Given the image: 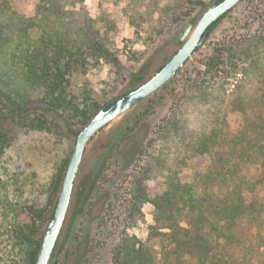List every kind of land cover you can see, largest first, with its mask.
Instances as JSON below:
<instances>
[{"label":"trees","instance_id":"1","mask_svg":"<svg viewBox=\"0 0 264 264\" xmlns=\"http://www.w3.org/2000/svg\"><path fill=\"white\" fill-rule=\"evenodd\" d=\"M84 1L33 0L29 14L30 0H0V154L17 128L57 134V122L31 110L35 105L62 111L83 127L101 108L87 76L110 61L112 42L103 36L102 20L78 7ZM122 1L131 23L157 12L156 0ZM248 4L239 18L231 11L214 25L229 18L237 27L233 37L217 42L197 76L182 73L159 91L181 76L183 96L169 117L151 120L166 99L156 102L159 93L140 105L131 129H140L136 147L125 155V140L115 158L122 161L117 170L130 171L131 178L125 174L106 211H115L110 220L117 223L121 216L141 219L151 204L154 223L145 240L122 238L114 264H264L258 194L264 190V0ZM196 159L208 162L195 166ZM248 166L258 169L256 181ZM186 170L192 171L187 181ZM151 181L159 184L152 198ZM28 209L30 222L18 239L28 244L26 264H36L51 214Z\"/></svg>","mask_w":264,"mask_h":264},{"label":"rangeland","instance_id":"2","mask_svg":"<svg viewBox=\"0 0 264 264\" xmlns=\"http://www.w3.org/2000/svg\"><path fill=\"white\" fill-rule=\"evenodd\" d=\"M10 1L19 5L24 2ZM32 1L26 2L25 11L29 14L33 12ZM156 1L158 8L153 18L145 15L142 17L145 19L141 21L137 15L136 23H131L130 13L126 12L125 2L122 0H85L78 6L94 20H102L99 26L103 28V36L112 42L113 56H110V61L101 63L87 76L94 97L101 107L112 101L131 80H146L158 71L176 50L188 24L199 18L213 0ZM250 1L244 0L232 10L235 19L240 17L236 13L241 8H250ZM235 19L227 18L215 27L205 47L173 79L182 73L181 76H197L201 64L212 55L217 42L219 44V40L234 36L233 30L237 27ZM210 44L211 47L208 48ZM181 76L170 84L168 90L157 92L159 95L156 102H159L160 96L166 99L151 118L153 122L169 117L173 104L183 96L179 92L182 90ZM233 84L234 81L227 85L229 91L233 89ZM146 100L142 103H146ZM142 103L113 121L88 144L75 182L76 189L82 185L83 190L75 195L61 233L62 239L68 228L59 264H114L116 250L122 238H147L149 227L154 223L151 204L142 208L141 219L121 216L117 223L110 220L111 215L115 216V211H106L109 196L113 201L114 192L119 193L120 181L130 172L117 170L119 166L122 167V161L115 163V158L125 140L128 141L125 155L131 156L133 153V146L138 139L135 133L138 134L140 129H135V133L131 129L135 117L144 110V106H140ZM31 110L42 111L48 119L57 122L58 131L57 134L26 132L17 128L14 130L13 142L0 154V264L27 263L28 244L18 237L23 239V235L19 233L22 234L23 226L30 222L28 206L48 210L52 215L75 149L77 135L83 128V125L62 111L44 107L39 109L36 105ZM237 121L236 118L233 123L236 124ZM207 162L196 159L193 163L201 166ZM246 172L251 180L258 179L256 167L248 166ZM191 177L192 171L186 170L185 180H190ZM59 181L61 185H58ZM146 185L152 198L158 191L159 184L151 181ZM258 194L264 200V190L259 188ZM51 204H54L53 208ZM76 211L78 213L73 217Z\"/></svg>","mask_w":264,"mask_h":264},{"label":"water","instance_id":"3","mask_svg":"<svg viewBox=\"0 0 264 264\" xmlns=\"http://www.w3.org/2000/svg\"><path fill=\"white\" fill-rule=\"evenodd\" d=\"M244 0H213L207 9L185 28L176 50L168 61L149 79H133L116 97L102 106L77 135L75 149L69 161L59 197L43 236L36 264H59L64 249L68 228L61 239L69 209L76 194L75 182L88 144L113 121L132 110L147 98L157 93L176 77L185 66L205 47L214 25ZM133 147H136V143ZM73 213V217L77 215ZM71 226V225H70ZM69 226V227H70ZM61 239V240H60Z\"/></svg>","mask_w":264,"mask_h":264}]
</instances>
